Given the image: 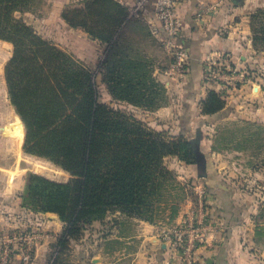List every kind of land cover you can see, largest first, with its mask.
I'll list each match as a JSON object with an SVG mask.
<instances>
[{
  "label": "trees",
  "instance_id": "obj_1",
  "mask_svg": "<svg viewBox=\"0 0 264 264\" xmlns=\"http://www.w3.org/2000/svg\"><path fill=\"white\" fill-rule=\"evenodd\" d=\"M22 1L0 0V38L14 45L5 67L9 97L24 123L25 151L47 157L71 174L66 182L30 174L25 200L30 206L25 207L58 214L65 223L58 244L110 211L153 221L157 182L161 171L169 172L164 157L177 155L201 170L205 153L198 142L166 140L133 114L100 102L89 68L13 16L14 5ZM80 4L83 23L71 16L82 12L77 4L67 5L62 17L106 43L100 72L113 95L131 102L149 97L143 90H150V98L156 97L154 91L161 95L163 85L152 69L120 50L127 7L118 0ZM250 27L254 48L262 45L264 50V7L251 14ZM202 105L203 113L213 114L225 99L210 89Z\"/></svg>",
  "mask_w": 264,
  "mask_h": 264
},
{
  "label": "rangeland",
  "instance_id": "obj_2",
  "mask_svg": "<svg viewBox=\"0 0 264 264\" xmlns=\"http://www.w3.org/2000/svg\"><path fill=\"white\" fill-rule=\"evenodd\" d=\"M70 3L71 0L68 5ZM71 4L81 7L82 12L78 11L77 14L72 12L71 16L76 22L83 23V4ZM51 8L49 0H25L14 5L13 16L35 30L33 25L45 17ZM258 8H254L252 13ZM252 13L249 14L250 25ZM129 19L143 22L138 18ZM73 28L84 31L82 27ZM60 32L62 41L55 40L46 33L40 35L70 54L73 45L81 49L84 47L81 41L71 37L72 35L63 28V25L60 27ZM250 36L252 39V31ZM121 37L120 50L138 58L135 61L140 59L149 70L155 68L156 59H159L158 64L163 68L161 71L164 76L155 78L163 85L164 90L162 89L161 95H156L154 91L155 98H150V90H143L141 93H149V97L148 94L144 97L140 95L138 101H133L134 103L118 99L102 79L100 69L103 58L91 60L73 55L93 72V79L98 89V100L133 114L147 128L162 133L166 140L183 137L198 142L201 149H209L205 166L209 164L210 167L205 177L196 173L195 164L187 163L177 155L164 157L163 166L169 172L160 173L153 218L161 219L163 225L167 227L176 225H184L183 228L189 229L199 227V233L205 235L204 242H207L209 236L213 241L217 239L221 241L220 232L223 234L228 227L235 226L243 233L242 242L250 246V252L264 263V93L262 99L250 96L251 100L248 101H231L228 108V110L231 108V113L223 115L221 111L226 106L227 101H225V106L221 110L213 113L212 117L203 122L198 118L201 114H205L202 112V101H175L180 97L176 87H180L185 77L170 72L171 54L158 43H155L158 51H150L151 46L147 44H151V41L143 31H138L131 41ZM126 43H129L128 47H125ZM261 46L259 45V49L253 46L254 51L251 52L248 61L251 62V66L250 63H247L246 67L242 66L244 62L239 57L232 61L229 58L230 62L225 68L215 65L216 73L224 69L218 76L213 72L208 74L205 69L202 81L208 82L211 86H218L217 83H220L221 95L227 86L239 88L241 85H246L251 93H257L254 92L255 83H259L264 92V50ZM147 48L149 53H153L150 59L144 58L142 54ZM13 51V43L0 38V215L8 216L9 213H13L18 217L16 222L22 219L21 224H18L20 227L11 228L7 232L8 237L14 232L31 233L35 223L39 222L35 216L39 211H33L24 205L27 204L26 185L30 174L43 175L61 182L71 178V174L53 160L28 153L24 149V123L12 105L5 77V67L13 56ZM159 51L161 56L158 55ZM235 91L232 93L233 97L242 95L241 92ZM165 106H169L171 110L169 116L162 118L159 109ZM236 107L238 109L234 111ZM203 126L206 132H203ZM3 195H11V198H3ZM116 213L117 211H110L100 219L85 223L84 228L63 244H58V238L55 244L58 246H54L49 251L46 264H96L92 257L99 251V244L96 243L99 229L102 224H110L111 220L109 221L108 218ZM179 218L180 220L176 221ZM45 219L41 218V220ZM103 227L107 230L109 228V226ZM84 237L86 241L81 242ZM14 244L19 254L23 253V249L20 248L24 245L18 243L11 245ZM107 247L113 250L116 243L110 240ZM20 264L26 263L21 261Z\"/></svg>",
  "mask_w": 264,
  "mask_h": 264
},
{
  "label": "crops",
  "instance_id": "obj_3",
  "mask_svg": "<svg viewBox=\"0 0 264 264\" xmlns=\"http://www.w3.org/2000/svg\"><path fill=\"white\" fill-rule=\"evenodd\" d=\"M52 8L42 17L35 25L32 24L39 34H49L55 40L62 41V33L60 27L72 35L74 40L81 41L83 48L73 45L70 48L72 55L87 59H99L105 55L106 43L98 38L91 36L86 30H80L70 26L62 17L63 9L69 4V0H49ZM122 5L132 4L134 0H118ZM264 0H181L177 12L183 25L182 41L188 47L190 59L188 70L186 71L183 82L180 87H176L179 92L178 99L175 101H202L208 93V89H215L220 92L221 85L211 86L208 82L204 83L202 77L207 69L205 62L210 58L227 56L231 59L239 57L244 62L242 66H247L251 52L254 51L252 39L250 36L251 29L249 24V14L254 8L263 7ZM127 7V6H126ZM128 11V7H127ZM28 14V13H27ZM123 23V37L129 41L136 37L138 31H143L147 39L151 41L150 51H158L155 43L162 45L159 40L153 37L148 30L147 25L137 19H129ZM131 32V33H130ZM133 35V36H132ZM135 36V37H134ZM127 42V41H126ZM127 47L129 43H126ZM144 58H151L153 53L142 52ZM161 51L158 52V55ZM246 59V60H245ZM155 68L152 69L154 77H163L161 66L156 59ZM216 84V85H217ZM260 87L257 93H251L246 85L239 88H224L222 97L227 101L225 108L221 111L231 113V101H248L251 98H263V89L259 83H255ZM238 90V91H235ZM241 92L237 98L233 97V92ZM259 92V93H258ZM170 106V105H169ZM165 106L159 109L162 118L169 116L171 108ZM238 107L234 109L237 110ZM213 114H201L199 119L204 122L212 117ZM256 117V116H255ZM203 132L205 127L203 126ZM207 156L209 149L202 148ZM207 160V159H206ZM210 165L204 166L201 170L195 165L196 173L205 175L208 173ZM3 198H11V195H3ZM7 200V199H5ZM20 208H22L20 206ZM19 212V211H16ZM23 212V211H21ZM21 214V213H19ZM35 216L39 222L35 223L31 233L37 234L35 240L34 255L29 264H46L48 253L53 249L58 238L63 234L65 224L54 212H39ZM20 217V216H19ZM46 218L41 220V218ZM17 216L9 213L8 216L0 215V264L4 256H6V248H8L7 264H20L25 262L22 259L23 253L19 254L15 242L8 241L7 232L11 228H18L22 222H16ZM110 224H102L99 229L96 243L99 244V251L93 254V261L96 264H182L175 248L169 243L162 240V230L168 228L163 225L161 219L153 221L142 219L136 216L128 215L124 212L117 211ZM180 220L177 219L176 221ZM108 221V223H109ZM14 226V227H13ZM103 226H109L108 230ZM220 232L221 241H213L210 236L207 242H203L198 246L196 258L198 264H264L260 259L255 258L251 251V247L242 242L243 233L235 226L228 227L225 231ZM114 241L116 247L109 250L107 247L109 241ZM84 237L81 242H85ZM99 242V243H98ZM20 249H23L22 246ZM115 254V255H113ZM28 264V262H25Z\"/></svg>",
  "mask_w": 264,
  "mask_h": 264
},
{
  "label": "built area",
  "instance_id": "obj_4",
  "mask_svg": "<svg viewBox=\"0 0 264 264\" xmlns=\"http://www.w3.org/2000/svg\"><path fill=\"white\" fill-rule=\"evenodd\" d=\"M84 0H71V3H81ZM181 0H134L127 4L129 18H138L148 27L151 35L159 40L163 48L171 54L172 62L170 72L184 76L188 70L190 52L182 41L183 25L178 15L177 8ZM227 56L210 58L206 63V71L220 75L224 69L216 73L215 65L226 67L229 64ZM210 77L208 76L207 79ZM184 225H176L162 230L161 238L169 243L175 250L182 264H198L196 251L198 246L204 242V233H199L200 228H183ZM37 234L14 232L8 237L9 242H15L23 247L22 259L25 262L31 260L34 242ZM26 244V245H25ZM8 254V248H6ZM6 254V256H7ZM4 256L1 264H7V257Z\"/></svg>",
  "mask_w": 264,
  "mask_h": 264
},
{
  "label": "bare ground",
  "instance_id": "obj_5",
  "mask_svg": "<svg viewBox=\"0 0 264 264\" xmlns=\"http://www.w3.org/2000/svg\"><path fill=\"white\" fill-rule=\"evenodd\" d=\"M255 91L254 92H257L258 90H259V87H258V85L257 86H255V89H254Z\"/></svg>",
  "mask_w": 264,
  "mask_h": 264
}]
</instances>
